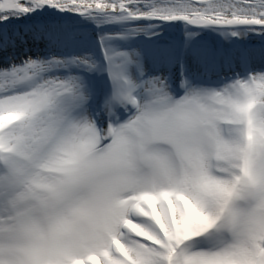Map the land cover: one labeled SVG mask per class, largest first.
<instances>
[{
	"label": "snow or ice",
	"instance_id": "obj_1",
	"mask_svg": "<svg viewBox=\"0 0 264 264\" xmlns=\"http://www.w3.org/2000/svg\"><path fill=\"white\" fill-rule=\"evenodd\" d=\"M0 264H264V0H0Z\"/></svg>",
	"mask_w": 264,
	"mask_h": 264
}]
</instances>
